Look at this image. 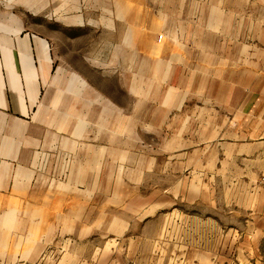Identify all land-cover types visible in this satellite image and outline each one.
Masks as SVG:
<instances>
[{
	"label": "rangeland",
	"instance_id": "374dc122",
	"mask_svg": "<svg viewBox=\"0 0 264 264\" xmlns=\"http://www.w3.org/2000/svg\"><path fill=\"white\" fill-rule=\"evenodd\" d=\"M2 24L53 68L41 117L0 120V264H264V0H0Z\"/></svg>",
	"mask_w": 264,
	"mask_h": 264
},
{
	"label": "crops",
	"instance_id": "0c3cea01",
	"mask_svg": "<svg viewBox=\"0 0 264 264\" xmlns=\"http://www.w3.org/2000/svg\"><path fill=\"white\" fill-rule=\"evenodd\" d=\"M0 28L11 30L5 29L6 35L0 36V120L3 124L6 121H10L16 129H22V126H28L29 119L38 118L42 115L41 108L46 87L52 77L53 64L50 46L46 40L35 34H20V27H7L2 24ZM54 78L55 76L51 80L52 84H54ZM230 84L235 87H247L249 85L244 80L240 83H237V80H232ZM253 96L254 93L252 91L242 108L243 114L252 111L251 109L247 111V108L251 105ZM59 97L60 95H57V100L55 99L57 106L59 105ZM66 123L64 122L63 127H65ZM60 125L62 127V124ZM9 128L12 130V126ZM11 142L8 141L10 145ZM10 149L11 147H4L2 152L7 153ZM14 160L0 158L1 193L9 190V186H11V176L7 175V171L6 173L3 171L6 167L16 165L13 162ZM10 171L12 172V170ZM19 175L26 176L28 175V171L22 168L18 171ZM9 215H14V211L5 216L8 222L9 217H11ZM7 225L12 226L13 223L9 222Z\"/></svg>",
	"mask_w": 264,
	"mask_h": 264
},
{
	"label": "bare ground",
	"instance_id": "6f19581e",
	"mask_svg": "<svg viewBox=\"0 0 264 264\" xmlns=\"http://www.w3.org/2000/svg\"><path fill=\"white\" fill-rule=\"evenodd\" d=\"M58 20V19H57ZM83 21V20H82ZM82 21H80V22H82ZM83 24V23H82ZM114 37V36H113ZM126 52V51H125ZM133 60H134V58H133ZM59 70V69H58ZM60 72H61V70H60ZM59 76V75H58ZM57 79V78H56ZM57 100V99H56ZM93 100V99H92ZM66 116V115H65ZM65 119V118H64ZM56 120V119H55ZM65 120H68L67 118L65 119ZM63 121V120H62ZM103 122V121H102ZM68 123V122H67ZM66 123V124H67ZM85 123V122H84ZM91 123V122H90ZM61 124V123H60ZM82 126H83V123H82ZM89 139V138H88ZM77 144V143H76ZM72 188V187H71ZM15 212V211H14ZM12 213V212H11ZM10 214V213H9ZM14 215H15V213H14ZM14 215H9V216H11V217H9V222L10 223H14V221H15V217H14ZM22 220V219H21ZM8 221H7V224L9 223ZM30 234V233H29Z\"/></svg>",
	"mask_w": 264,
	"mask_h": 264
},
{
	"label": "built area",
	"instance_id": "2783aa9c",
	"mask_svg": "<svg viewBox=\"0 0 264 264\" xmlns=\"http://www.w3.org/2000/svg\"><path fill=\"white\" fill-rule=\"evenodd\" d=\"M163 38V36H161V39Z\"/></svg>",
	"mask_w": 264,
	"mask_h": 264
}]
</instances>
